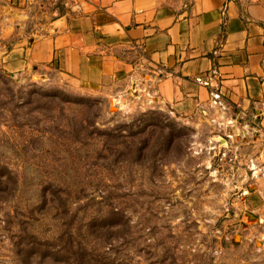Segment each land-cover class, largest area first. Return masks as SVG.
Masks as SVG:
<instances>
[{"label": "rangeland", "instance_id": "obj_1", "mask_svg": "<svg viewBox=\"0 0 264 264\" xmlns=\"http://www.w3.org/2000/svg\"><path fill=\"white\" fill-rule=\"evenodd\" d=\"M255 188L249 114L177 116L0 66V264H264Z\"/></svg>", "mask_w": 264, "mask_h": 264}, {"label": "crops", "instance_id": "obj_2", "mask_svg": "<svg viewBox=\"0 0 264 264\" xmlns=\"http://www.w3.org/2000/svg\"><path fill=\"white\" fill-rule=\"evenodd\" d=\"M0 66L177 116L227 105L264 136V0H0ZM243 200L264 233V189Z\"/></svg>", "mask_w": 264, "mask_h": 264}, {"label": "built area", "instance_id": "obj_3", "mask_svg": "<svg viewBox=\"0 0 264 264\" xmlns=\"http://www.w3.org/2000/svg\"><path fill=\"white\" fill-rule=\"evenodd\" d=\"M213 73H215L213 71ZM196 83H199L200 85L206 86V87H211V78L210 77H202V76H196L194 78ZM210 96L212 98V102L214 104H218V100L220 98V95L216 91H210Z\"/></svg>", "mask_w": 264, "mask_h": 264}, {"label": "water", "instance_id": "obj_4", "mask_svg": "<svg viewBox=\"0 0 264 264\" xmlns=\"http://www.w3.org/2000/svg\"><path fill=\"white\" fill-rule=\"evenodd\" d=\"M247 215H248L249 217H252V218H254V217L252 216V214H250V213H247Z\"/></svg>", "mask_w": 264, "mask_h": 264}]
</instances>
